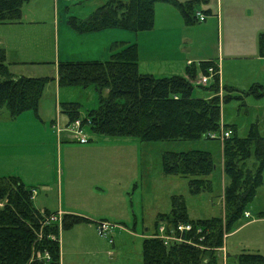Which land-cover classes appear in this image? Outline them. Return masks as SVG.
Instances as JSON below:
<instances>
[{
    "label": "rangeland",
    "instance_id": "374dc122",
    "mask_svg": "<svg viewBox=\"0 0 264 264\" xmlns=\"http://www.w3.org/2000/svg\"><path fill=\"white\" fill-rule=\"evenodd\" d=\"M52 1L34 0L22 7L24 20H32L33 23L22 33L12 26H3L8 24L0 25V44L6 45L4 48H8L11 60L20 58L24 62H40L12 68V73L18 77L55 78L57 65L62 62L60 56L64 59L66 54L76 53L85 47V44L77 42L70 53H65L55 45ZM106 2L108 0H54L55 5L66 6V17L57 16L60 44L61 39L72 35L64 27V22L69 27L68 18L76 17L84 21ZM199 7L207 9L208 3H202ZM195 11L198 14L200 12ZM187 31V36L196 43V55L215 56L218 42L221 44V41L223 58H243L250 54L246 49L251 48L254 31L230 28L225 22L220 35L216 29L205 31L201 27ZM91 37L96 43L104 38ZM20 40L25 41L23 46L19 45ZM96 48L97 44L92 46L93 50ZM263 66L264 63L257 65L252 61L226 62L223 64L222 76L219 72L218 91L212 93L209 88L215 84V79L208 82L206 89L199 87L200 69L197 64L198 74L188 78L194 87L193 97L210 99L217 95L221 111L219 131L211 132L205 139L194 142L141 143L134 138L106 140L102 137L93 138L86 131L93 145L67 144L57 150L56 140L49 131L54 102L57 105L78 103L79 112L84 117L86 110L97 107L98 96L94 88L59 87L52 82L43 91L39 115L38 112L37 115L27 112L16 117L14 122L0 120V146H3L0 148V179L19 176L26 186L36 189L35 201L43 208L52 211L62 208L66 213L70 212L66 210L70 208L75 212L95 216L97 220H108L111 233L102 238L94 225L83 224L66 230L62 228V217H56L58 242L62 250L60 264H142L144 235L146 238L156 235L154 223H157L159 215L170 212L171 197H183L191 220H224V188L227 180L223 174V142L231 136L232 125L236 126L235 131L240 137L247 135L251 124H257L259 132L264 135V98L255 99L242 94L256 84L264 87ZM227 88L237 90L231 95L240 99L232 98L223 104ZM37 116H40L41 121ZM225 133L229 134L227 138H223ZM197 149L212 153L216 169L211 175V191L192 196L186 180L163 175L161 155L165 152ZM36 153L42 161L32 158ZM246 210L251 218L249 215V219H242L233 230L224 231L223 244L217 249L220 264H237L235 258L242 252L264 255V216L261 219L258 216L260 212L264 213V184ZM67 215L82 217L77 213ZM245 222L256 224L246 225ZM160 225L166 232V222L159 221ZM168 234L164 235L178 238L174 233Z\"/></svg>",
    "mask_w": 264,
    "mask_h": 264
},
{
    "label": "trees",
    "instance_id": "16d2710c",
    "mask_svg": "<svg viewBox=\"0 0 264 264\" xmlns=\"http://www.w3.org/2000/svg\"><path fill=\"white\" fill-rule=\"evenodd\" d=\"M34 0H0V25L16 24L22 18V7ZM206 0H108L86 20L67 19L70 29L77 34H89L119 29L131 33L153 28L154 7L166 3L179 11L184 22L194 24L196 11ZM259 52L264 55V35L259 37ZM201 74L211 62L198 65ZM195 67L187 66L186 74L194 78ZM209 90L218 91V75ZM57 82L59 87L94 88L98 106L87 112L82 120L91 133L107 138H134L141 143L194 142L220 129L221 103L218 96L210 99L194 98V87L184 77L156 78L138 71L136 45L115 43L105 61H62L57 65V77H14L6 63V53L0 48V115L15 119L25 112L37 115L45 87ZM201 88H207L199 86ZM237 90L227 88L222 103ZM255 99L264 98V87L253 85L245 93ZM69 124L79 119V105L62 104ZM227 127V126H225ZM232 134L223 142L224 220H191L182 196L171 197V210L158 216L154 223L158 233L159 221L166 222V234L181 237V243L165 245L158 238L142 241V264H220L217 249L223 244L224 231L233 230L244 218L247 207L256 197L264 182V136L257 124L249 126L247 135L240 137L235 125ZM213 155L205 150L165 152L161 155L163 175L187 181L192 196L210 192L211 175L216 166ZM32 190L18 177L0 179V264H60L58 225L46 224L51 215L38 211L32 201ZM87 219L65 215L62 228L71 229ZM180 224H190L191 231L177 232ZM199 231V232H198ZM190 241V243H189ZM46 252L49 259L37 261L33 253ZM237 264H264V255L242 252Z\"/></svg>",
    "mask_w": 264,
    "mask_h": 264
},
{
    "label": "crops",
    "instance_id": "0c3cea01",
    "mask_svg": "<svg viewBox=\"0 0 264 264\" xmlns=\"http://www.w3.org/2000/svg\"><path fill=\"white\" fill-rule=\"evenodd\" d=\"M178 1L185 2L189 0H183V1L178 0ZM206 3H208L207 9L206 8L204 9L202 7L198 8V10L200 11L199 15L204 16V21L199 22L197 16L198 13H196L195 24L185 23L179 11L174 7H172L171 5L166 3H158L154 7L153 28L149 31L140 32V33H131L119 29H113V30H106L102 32L89 33V34H77L74 33L64 22L65 24L64 27L66 28L65 30H68V34L71 31L72 35L71 37H66V39L65 38L61 39V44H60L59 42L60 28H59V22L57 16L64 15L66 17L65 14L66 6L63 7L57 6L54 4V0H53L51 6H52V19L55 27L54 42L55 45L57 44L59 48L63 49L64 52L68 51V53H70L71 48L77 42L81 44H85V47L83 48L81 47L80 51H77L76 53L66 54L67 57H64V59L62 58V55L60 56L61 61H72V62L73 61L74 62L105 61L110 56L111 45L115 43L136 45L137 53H138V71L141 74L152 75L156 78L181 76L188 80L189 77L186 74L187 66L190 64L191 67H195L196 69L197 64L199 65L200 63H204V62H211L216 66L218 70V78H219V72L221 73L222 76L223 64H225L228 61H236V60L252 61L254 63H257V65H262L264 63V55H261L259 52L258 37H260V35H264V0H214V2H211L210 0H206L204 2V5ZM201 5L202 3L199 6ZM24 17L25 16H23L21 21L16 24H8L3 26L5 27L12 26L13 28L19 29V31L22 33L24 32V30L29 29V27L33 24L32 20L30 21L24 20ZM224 22L226 26L230 28L238 27L239 29L254 31L252 33L253 41L250 45L251 48L246 49V51H248L250 54L248 56H244L243 58H231L230 56H227V58H223L222 57L223 43L221 41V44L220 42H218L219 48L215 56L196 55L195 54L196 43L192 38L187 36V32H188L187 30H190L193 27H201V29L204 28L205 31H208L210 29H216L220 35ZM91 36H103L104 38L98 40L97 41L98 43H96L92 41L93 39H91L92 38ZM24 42L20 40L19 45L23 46ZM95 44H97V48L93 50L92 46ZM4 45L0 44V48L4 49L6 53V63L8 65L10 73L14 77H18L16 74L12 73V68H14L15 66L24 65V64L34 65L40 63V62L37 63L24 62V61H20L19 60L20 58L11 60L8 57V53H7L8 48L7 50H5ZM229 48L230 47L228 46V49ZM214 61L218 63L216 64ZM53 83L57 85L56 81ZM67 103H75V102H66L61 104L59 103L58 105L56 102H54V107L52 108L54 114L51 115L49 131L53 134V138L56 140L57 150H59L60 146H66L67 144H78L79 146L93 145L94 143L86 135V131L90 133L93 138L100 139V137L102 136H97L91 133L87 125H82L83 135L87 139V142L85 144L79 143V141L76 139L74 128L72 126L70 127L69 120L67 119V116L62 108V104H67ZM97 106H98V101H97ZM40 107H41V100L39 103V108H38L39 110ZM79 109H80V105H79ZM79 109H78L79 120L82 122V120L86 118L87 112L93 108L86 110L84 117L81 116ZM39 110H38V115H39ZM37 117L39 121H41L40 116ZM0 118H1L0 120H6L8 122H14L16 120V118L11 119L8 115H0ZM45 126H47V124H45ZM102 138L108 140V138L106 137H102ZM2 147L3 146H0V148ZM0 153H1V149H0ZM32 158L36 159L37 161H42L41 157H37V153L33 154ZM19 165H21V163H19ZM18 178L22 181V179L19 176ZM28 188L32 190V201L34 207L42 213L44 211H48L51 215L56 217H63L67 214L77 213L80 216H82V218L87 219L88 222L86 223L82 222L80 224H77L76 226L83 224L96 226L97 225L96 221L98 220L100 222H108L107 219L100 218L97 220L95 216L91 217L88 216L87 214L75 212L70 208L66 209L70 211L69 213H66L65 210L62 208H58L56 211H52L48 208H43L42 206H38L37 202L35 201L37 197L36 189L30 186ZM247 213L250 215L249 218H251V214L248 211ZM258 216L261 219L264 216V213L260 212ZM249 218L244 217L243 219L247 220ZM245 223L246 225L256 224L253 222H248V223L245 222ZM146 231L148 232L147 228L145 229V233H147ZM144 236H145L144 238H146V235ZM59 245L61 246V244ZM61 257H62V250L60 248V260Z\"/></svg>",
    "mask_w": 264,
    "mask_h": 264
},
{
    "label": "built area",
    "instance_id": "2783aa9c",
    "mask_svg": "<svg viewBox=\"0 0 264 264\" xmlns=\"http://www.w3.org/2000/svg\"><path fill=\"white\" fill-rule=\"evenodd\" d=\"M197 16H198L199 22L204 21V16L199 15V14H197ZM188 66H190V64ZM216 75H218V70H215L213 67L209 68L207 75H203L201 73L198 75L199 76L198 85L206 87L208 82L212 78H214ZM86 123L89 124V121H86ZM71 126L74 128V133H75L76 139L79 141V143L85 144L87 142V139L83 135V129H82L83 127H82L81 121L76 120L70 124V127ZM228 136H229V134L225 133L223 135V138H227ZM33 194H34V192H33ZM244 217L248 218L249 214L247 212H245ZM56 219H57L56 216L51 215L46 219L45 222H46V224H49L52 222H57ZM96 230H97V234L102 238H106L108 236V234L111 233V227L107 222L97 223ZM176 230L180 234L182 232H189L191 230V225L190 224H180L177 226ZM173 233H174V231H173ZM164 234H166L165 228L162 225H160L159 229H158V233L154 236V238H158V239L162 240L165 245H170L173 243H177L178 241L179 242L183 241V239L180 236L178 238L175 237V239H174V236H166ZM33 255H34V259H36L37 261H45V260L49 259L48 254L46 252H43V253L35 252V253H33Z\"/></svg>",
    "mask_w": 264,
    "mask_h": 264
}]
</instances>
